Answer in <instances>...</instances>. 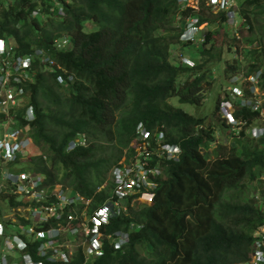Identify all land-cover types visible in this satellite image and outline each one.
<instances>
[{"label": "trees", "instance_id": "1", "mask_svg": "<svg viewBox=\"0 0 264 264\" xmlns=\"http://www.w3.org/2000/svg\"><path fill=\"white\" fill-rule=\"evenodd\" d=\"M61 2L63 13L53 0H0V38L13 42L22 56L39 49L61 66L47 70L36 56L23 83L14 82L35 107L31 121L24 119L23 108L17 109L18 119L29 125L39 150L31 158L33 168L46 173L49 183L64 182L93 198L97 206L108 195L107 189H97L110 168L132 154L130 143L139 122L149 130L162 126L167 141L182 150L179 161L162 163L167 177L153 205L133 211L132 216L113 218L109 230L128 229L132 221L141 225L131 231L129 242L116 249L106 239L103 255L90 264L248 263L256 241L253 232L264 226V135L253 138L243 129L229 149L220 140L212 146L215 124L205 125L206 116L170 101L177 97L182 103L202 104L198 91L220 55L215 31H203L205 42L200 48L180 39L185 18L198 15L209 25L226 21L225 14H213L206 0H201L198 12L189 0ZM240 7L250 29L244 38L248 67L244 72L250 75L262 69L260 89L264 90V47L260 46L264 31L258 27L264 0H246ZM89 21L99 28L84 31ZM63 35L72 47L59 50L54 40ZM232 39L240 44L236 37ZM233 43L228 45L230 50ZM177 46L183 48L179 55ZM241 67L234 60L226 73L240 72ZM59 73L66 76L67 86L57 81ZM213 108L212 115H219V100ZM236 115L251 124L260 112L242 107ZM79 133L88 137V145L68 151L69 142ZM222 155L234 162L215 164L214 177L220 183L215 194L203 182V173ZM85 260L80 253L72 264Z\"/></svg>", "mask_w": 264, "mask_h": 264}, {"label": "built area", "instance_id": "2", "mask_svg": "<svg viewBox=\"0 0 264 264\" xmlns=\"http://www.w3.org/2000/svg\"><path fill=\"white\" fill-rule=\"evenodd\" d=\"M66 43L67 40L64 39L59 42V46ZM13 52L14 45L5 44L4 40L0 39V103L4 113L8 114L4 123L5 132L0 138V161L2 156L14 160L19 148L26 153L23 148L26 142L17 141L21 131L11 121L16 118V107L24 94V89L16 87L14 82L20 83L25 78L31 58L16 57ZM36 53L41 52L37 50ZM185 60L186 63L190 62L187 57ZM59 79L62 81L61 76ZM258 106L259 101H256L254 108ZM26 112L29 118L33 117L32 106H28ZM137 133L138 137L133 142L137 148L136 153L128 160H121L112 171L113 193L103 204L92 210H89V199L80 194H67L61 184H56L51 189L44 183L45 176L23 171L6 173V182L0 183V264H70L80 249L86 257L100 255L102 240L106 237V225L112 217L126 212L121 199L143 186L148 189V198L153 199L158 182L150 178L160 173L157 165L153 163L155 154L161 156L166 153L168 157H175L176 152L180 150L177 145L162 143L163 132L156 138L154 146L150 132L142 123L139 124ZM77 141L73 142L72 146L76 145ZM19 194L25 196L22 199L26 203L23 216L27 218L28 223L18 221L15 210L12 211L10 196L15 195V199L20 200L17 197ZM9 227H17L19 231L8 230ZM21 234L30 236L31 243H34L31 247L34 254L22 253L27 242ZM112 234L114 237L119 235L118 231L110 233ZM255 239L253 262L262 264L264 228L256 232ZM114 245L120 247L122 240L115 241Z\"/></svg>", "mask_w": 264, "mask_h": 264}, {"label": "clouds", "instance_id": "3", "mask_svg": "<svg viewBox=\"0 0 264 264\" xmlns=\"http://www.w3.org/2000/svg\"><path fill=\"white\" fill-rule=\"evenodd\" d=\"M11 1V0H8ZM57 6L59 7V12L63 13V8L61 7V0H53ZM246 0H206V4L208 7V10L211 11L213 14H221L224 13L226 16V21H223L222 23H210L208 25V22H201V19L198 15H188L185 19H186V27L183 30L180 39L182 41H186V42H190L191 44L195 45L196 48H200L202 46V44L205 42V34H203V31L206 29H208V27H211V25H236L237 21H236V15L238 14L239 16H241V22H244L243 28H248V16H246V14L244 15L243 12L241 11V7H240V3L245 2ZM198 6L196 4L193 3V0H189V6L192 7V9H194L195 12L200 11L201 9V0H198L197 2ZM197 7H200V9H197ZM38 13V11H34V15H36ZM241 22L239 24H241ZM215 27V26H214ZM249 29V28H248ZM210 30L215 31V28H210ZM198 31H200V33H198ZM239 31H235V34L232 38L236 37L237 41L238 38H240L239 36ZM250 32V29H249ZM249 32L246 36L249 35ZM245 36V37H246ZM244 37V38H245ZM2 40H4L5 44L11 43L14 45V56L16 57H30L31 58V62L33 59L36 58V56H39L41 63H43L46 67V69H50V71H54L56 70V68H61V66L56 63L55 60H52L51 57L43 52L42 50L36 49L34 51V55H28V56H22L18 53H16V45L7 40L6 38H0ZM64 39L67 40V43L65 45L59 46V42H62ZM239 42V41H238ZM232 43H233V39H232ZM236 44V43H235ZM243 45L240 48V52H238L237 50V55L235 57L234 60H239L242 64V70L240 72L237 73H233L232 75H229L226 73V69L228 68L229 64L232 63H228L224 70H223V74L228 75L230 79L229 83L227 84V87L225 88V94L224 96H222L221 98H217V100H219V105H220V114L217 115L219 116V118L221 119V121L223 120L225 122V124H227V126L230 127V130L233 132V134L235 136H237L236 134H240L241 130H245V128H248L251 130L250 134L251 137L253 138H259L262 135H264V127L263 124H261V127L259 128L261 131L259 133H257V127H259L257 124L252 125L254 122H252L251 124H247L246 121H244L242 118L238 117L236 115V110L242 108V107H250L252 110L255 111H259L261 113V106H262V101L259 99V92L260 90V82H261V75L263 70L262 69H258L255 72H252L250 75H246L244 72V69H248L247 64H246V59L244 60V53H243V46H244V39H243ZM54 45L57 49L59 50H64V49H68L70 47H72V44L70 43V39L68 36L63 35V36H59L57 38H55L54 40ZM234 46V45H233ZM236 46H238L236 44ZM264 47V45H262ZM250 47V46H248ZM253 47H259V45H257L256 43L253 44ZM237 49V48H236ZM39 50L41 53H36V51ZM6 55L3 54V57ZM240 55V56H238ZM43 58V59H42ZM184 61L186 63L185 57ZM232 60V61H234ZM244 60V61H243ZM187 64H191V62L187 63ZM31 66V64H30ZM29 66V67H30ZM28 67V68H29ZM28 68L26 70V76L25 78L20 82L23 83V81L27 78V74H28ZM212 72V71H211ZM211 72L208 74V78L212 79V75ZM59 76L62 77V81H60ZM70 80H72V77H69ZM208 80V79H207ZM233 80V81H232ZM57 81L60 84H63L65 86L68 85V82L66 81V76L63 73H59L57 75ZM206 82V81H204ZM203 82V83H204ZM17 87V86H16ZM23 88V87H22ZM24 89V88H23ZM248 89L250 90V92H247ZM198 94H201L200 91H198ZM201 97V96H200ZM204 99V98H201ZM256 101H259V106L257 108H254V105L256 103ZM28 106H32L33 110H34V115L32 118H29L26 112V108ZM23 108L24 109V119L26 121H31L34 119L35 117V107L32 103H30L27 100V94H24L21 96V99L18 102V105L16 107V114H17V109H19V111H21L20 109ZM210 112V111H209ZM6 117L8 118V114L4 113V108L3 105L0 103V138L3 137L4 135V123L6 120ZM207 118V115H206ZM260 119V118H259ZM13 123V125L19 129L21 131V135H19V138L17 141H25L26 144L23 146V148L26 149V153H23L22 148H19L16 151V158L14 160H8L7 158H5L4 156H2V160L0 161V183H2L3 181L6 182V180L4 179V175L6 173H19L21 171L23 172H27L30 174H37L39 176H45L44 178V183L47 186H50L51 189H53L55 187L56 184H61L63 186V189H66V193L70 194V195H75V194H80L83 197L87 198L90 200V206H89V210H92L98 206H100L101 204H103L106 199L111 196V194L113 193V189H114V182L112 180V171L114 169V167L116 165L119 164L118 163L114 164L110 170H109V174L107 176V179L98 187L97 191H101L103 189H107L108 190V195L106 196V198L102 199L100 201V203L97 206H93V198H88L86 197L84 194H82L79 191H75L73 190L72 187H70L69 185H67L64 182H55V183H49L48 182V176L46 173L44 172H40V171H36L33 166L32 163L33 161L31 160L32 156H35L37 154H39V150H37L34 146L33 143V139L30 135V127L28 124H22L20 122V120L18 119L17 115L16 118L14 120L11 121ZM143 124V126L150 132L151 134V140L153 141V145L155 146V140L156 138L159 136V134L161 132L164 133V138L162 139V143L164 144H170V145H177L179 147V151L176 152V156L175 157H168L167 154H162L161 156H158L155 154V157L158 159H153V163L157 165V168L160 170V173L156 175V177H151L150 179H154L158 182V186L154 189V197L152 200H150L148 198V189L146 188V186H143V188H141L140 190H136L135 192L131 193L129 196H126L124 198L121 199L122 204L126 207V212L120 216H114L111 218L110 223H108L106 225V230H105V235L106 237L102 240V253L100 255H95V256H89L86 257V260L83 264H88L90 260H92L93 258H96L98 256L103 255L104 251H105V241L106 239L111 243V245H113L114 248L116 249H120L123 248L124 245L126 243L129 242V238H130V233L132 230H135L137 228H139L141 225L135 221H132L131 223H129V228L128 229H123V228H117L114 230H109L110 225L112 224V220L113 218H123L126 216H132L133 211L140 209L141 207L144 206H151L154 204V199L156 196V193L158 191V189L161 187V183L163 182L164 179H166L167 175H166V170L163 167V162L164 161H179L181 158V153L182 150L180 148V146L178 144H171L170 142L167 141V137H166V132L164 130H161L160 125L156 126L155 128H153L152 130H149L147 128V125L144 122H139L137 124L136 127V135H135V139L131 141V143H133L137 137H138V133H137V129L139 124ZM211 123V122H209ZM208 123V124H209ZM206 124L205 121V125ZM253 126H257V127H253ZM246 132V131H245ZM253 132V135H252ZM216 134V133H215ZM78 140V141H77ZM77 141L76 145L72 146V143ZM88 137L85 134H78L75 138L71 139V141L68 144V148L67 150H73L79 146H87L88 145ZM215 142V141H214ZM214 142L212 145H214ZM153 146V147H154ZM216 146V145H214ZM152 147V148H153ZM4 153V150L2 151ZM135 153L132 152V154H130V156H133ZM126 155V154H125ZM130 156L126 155V159L128 160V158ZM46 158V156H44ZM21 162H26L27 164L25 165V167L23 168H18L15 166L16 163H21ZM12 199V211L15 210V215L18 218V221H21L23 223H28V220L25 216H23V214L26 212V203L22 200L25 198V196H23L22 194L17 195L18 199L20 200H16L15 199V195L10 196ZM148 203V204H147ZM264 210V209H263ZM10 212H12L9 209ZM264 228V226H258L254 232H253V237H256V232L261 229ZM8 230H13L14 232H18L19 229L16 228H12L9 227ZM114 231H118L119 235L114 237V234L110 235V233H113ZM22 238L27 242V245H25L24 247V251L25 253L27 252H32L33 254L35 253L34 251H32L31 247L33 246L34 243H31V238L30 236H26L24 234H21ZM110 235V236H109ZM117 240H122V245L120 247H115L114 243ZM0 243H2V238L0 237ZM251 256L249 259V262L247 263H243V262H238V263H234V264H254L253 262V255H254V245L251 249ZM83 253L82 249H80L78 255ZM77 255V256H78ZM76 256V257H77ZM35 259L37 257H34ZM73 261L70 263L72 264ZM262 264H264V262H262Z\"/></svg>", "mask_w": 264, "mask_h": 264}, {"label": "rangeland", "instance_id": "4", "mask_svg": "<svg viewBox=\"0 0 264 264\" xmlns=\"http://www.w3.org/2000/svg\"><path fill=\"white\" fill-rule=\"evenodd\" d=\"M197 2L198 0H193V3L198 6ZM197 9H200V7H197ZM236 21H237L236 23L237 26L231 25L228 23V25L219 24V25H211V27H208V29L215 28V34H214L215 40L214 41H215V45L217 48V52H220V55L216 56L212 63V72H211L212 79L208 78V80H206V82L203 83V88L200 90V93H201L200 96L201 98H204L203 100H201L203 101V103L200 105H192L189 103L180 102L177 97H172L170 99V101L174 105L180 106L188 112L194 113L195 115H201V116L207 115L206 124H208L209 122H212L215 124L216 140L214 142V145H217L220 140L221 143H223L224 145L228 147V149L233 145V143L236 142V137L240 135L237 133L236 134L237 136H235L233 132L230 130V127L227 126V124H223L219 116L212 115V112L214 109L213 107L216 104L217 98L218 97L221 98L222 96H224L225 88L227 87V84L229 83V80H230L228 79L229 78L228 75L223 74V70L228 63L234 62L232 60H234L236 55L238 54L237 50L238 52H240V48L243 45L242 44L243 39L249 32V29L247 27L243 28L244 22H241V16H239L238 14L236 15ZM240 22L241 24H239ZM258 27L261 28L262 32L264 31V16L261 18V21L258 24ZM98 28H99V25L97 23L93 21H89L86 23L84 27V31L91 32V31L97 30ZM236 30L239 31L238 33H239L240 38H238V41L240 42V44L236 46V44L233 43L234 46L232 47V50H230L228 48V45L232 43V37L234 36ZM198 33H200V31H198ZM263 38H262V41L264 43ZM178 47L179 46L175 48V53L179 55V53L183 52V48L178 49ZM185 53L187 52L185 51ZM259 99L262 101L261 113L259 116L260 119H258L252 124V125L257 124L259 126V127L253 126V127L258 128L257 133L261 131L259 128L261 127V124L264 123V90L263 89L260 90L259 92ZM210 110L211 112H209ZM245 131L247 135L251 136L250 129L245 128ZM252 135H253V132H252ZM130 147L132 148V152L136 153L137 148L135 144L130 143ZM124 158H126V155H124L121 158V160H123ZM226 162H234V160L229 159L227 156H224V155L218 156L217 158L213 159L210 162V165L212 166V168L209 171L203 173V177H204L203 182L207 183L208 187L212 189L214 191L213 193L215 194H217L220 189V183L214 177V173L216 171L215 164L222 165ZM26 164H27L26 162H21V163H16L15 166L18 168H23L25 167ZM258 195H260L259 189L256 191V194H255L256 199H258ZM90 262L91 261H89L88 264H90Z\"/></svg>", "mask_w": 264, "mask_h": 264}, {"label": "bare ground", "instance_id": "5", "mask_svg": "<svg viewBox=\"0 0 264 264\" xmlns=\"http://www.w3.org/2000/svg\"><path fill=\"white\" fill-rule=\"evenodd\" d=\"M236 144V143H235Z\"/></svg>", "mask_w": 264, "mask_h": 264}]
</instances>
